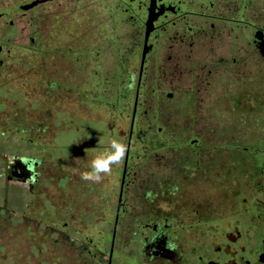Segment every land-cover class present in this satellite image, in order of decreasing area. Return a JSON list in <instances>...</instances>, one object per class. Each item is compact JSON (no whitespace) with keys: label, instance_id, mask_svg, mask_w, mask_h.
Listing matches in <instances>:
<instances>
[{"label":"flooded vegetation","instance_id":"1","mask_svg":"<svg viewBox=\"0 0 264 264\" xmlns=\"http://www.w3.org/2000/svg\"><path fill=\"white\" fill-rule=\"evenodd\" d=\"M257 67L263 78L264 0H0V69L8 84L5 107L25 114L14 120L7 116L10 123L5 125L3 147L18 152H0L4 212L17 216L7 204L12 192L23 193L18 186L27 195L39 194L41 154L46 149L63 148L66 154H56L63 158L77 150L108 148L41 145L44 111L73 112L71 124L62 127L68 131L76 130L74 111H131L126 136L115 128L116 139L126 137L128 152L118 171L114 213H109V205L102 207L100 221L106 230L101 239L92 241L86 235L88 223L83 219L78 226L64 222L53 227V234L80 248L74 254L85 264H264V154L259 156L262 188L248 187L244 180L242 191L229 181L221 199L219 187H214L213 165L212 170L197 166L191 173L182 158L180 168L173 167L165 181L152 180L159 176L150 173L152 165L163 159L158 153L182 144L143 140L138 124L139 111H162L145 106L156 101L157 83L177 85L178 91V85L188 82L197 95L219 87L222 98L231 100L230 111H235L236 96L241 88L246 93L255 76L252 68ZM173 96L168 93L167 100ZM191 105L178 111H192ZM49 119L52 131L54 116ZM189 144L194 148L198 141ZM12 155L17 157L14 163L9 160ZM19 157L39 162L31 165ZM224 174L228 180L234 176ZM140 175L148 181L144 185L152 186L144 196L167 197L168 209L149 200L139 203ZM188 179L198 183L188 184ZM193 185L198 195L188 200L186 187ZM247 191L250 197L243 196ZM86 215L91 216L90 209Z\"/></svg>","mask_w":264,"mask_h":264},{"label":"rangeland","instance_id":"2","mask_svg":"<svg viewBox=\"0 0 264 264\" xmlns=\"http://www.w3.org/2000/svg\"><path fill=\"white\" fill-rule=\"evenodd\" d=\"M258 68H252V74L255 76L248 85L246 93H243L242 88L238 92L241 94L236 96L235 111H230L231 100L222 98L223 95L219 87L212 89L211 86L208 91L197 95L195 86L188 82L178 85V91L175 90L177 85L174 87L167 83L155 85L156 101L153 103L154 105H151L153 101L150 100L149 105L145 104V106L159 108L162 111H139L138 124L139 129L143 131L141 139L147 141L156 138L168 142L169 145L177 143L182 145L178 148L169 146L166 150L158 153L160 156L163 155V159L160 165H152L150 173L159 174L152 180L165 181L163 179L168 172L173 171V167L180 168L182 162L179 160L185 158L182 160L183 164L191 173L197 171V166L206 165L210 169L212 165L217 167V170H214L216 173L214 187H219L221 199L225 195L223 191L229 181L232 188H241L242 191L245 188L244 180L248 187L262 188L263 177L260 173L262 161L259 156L264 154L262 152V150L264 151V68L263 78H259L257 73L260 69L257 71ZM18 70L15 75L20 77L21 74ZM5 75L4 69H0L1 153L18 152V150L3 147L2 144L7 140L4 136L7 134V123H10L7 116L10 115L14 120L25 115L24 112L16 109L7 111L4 102L8 85ZM15 91L20 93L19 89ZM168 93L174 94L172 101L167 100ZM59 102L61 106L67 105V101L59 100ZM191 103H193L192 111H178V109L185 108V104L188 107ZM131 105L132 100L129 108ZM111 112L74 111L76 130L68 131L62 127L67 128L71 124L69 116L73 112L53 111L50 113V111H44L46 130L44 129L42 140L38 143L50 145L54 142L60 147L67 144L109 147V141L111 138H116L118 129L126 136L131 113V111H124L121 113L122 115H119L116 111L112 112V114L114 113L112 115ZM52 116H54V127H52V131H49L51 127L48 126V122L51 121L49 118ZM89 120H91L90 123ZM125 136L120 141L126 144ZM9 138L14 140V137ZM191 140L198 141L197 147L189 146ZM74 142L76 143L74 144ZM135 150H140L139 144L136 145ZM46 151L48 152L41 154L44 159V167L39 194L37 196L27 195L24 189L18 186L17 188L23 193L21 194L17 189L16 194L12 192L9 196L7 208L15 210L18 217L11 216L3 210L2 188L4 181L3 169L0 164V264H85L83 259L74 254L81 251L80 248H74L71 244L63 241V236L53 234V227L59 228L64 222L78 226L79 219L87 220L86 235L92 241H99L102 232L106 230L100 221L103 214L102 207L109 205L108 208L111 209L109 213H114L120 182L118 171L120 172L122 168L123 160L113 166L109 174L103 175L100 183H94L83 180L81 176L82 173L89 170L90 160L103 151L102 149L92 150L97 152L86 151L85 153H80L77 150L74 155H66L63 158L62 156L58 158L56 155L58 153L66 154L63 148L60 150L59 148L56 150L46 149ZM225 172L234 173V176L229 175L228 180ZM231 177H233L232 180H230ZM157 178L159 179L156 180ZM247 181L252 182L247 183ZM138 182L136 194L139 195L140 204L148 203L149 200L151 204H156L164 210L168 209L167 197L154 194L144 196V193L152 187L144 185L145 182H148L147 179H144V175H140ZM191 182L192 184L198 183L197 180L188 179L187 183ZM194 185L186 187L185 195L188 200L196 199L198 195L197 187ZM250 194L251 192L247 191L243 193V196L250 197ZM88 206L91 216L86 215L89 210ZM70 207L74 212L71 210L70 213ZM18 213L24 214L29 221L25 222ZM35 221H39L38 223L40 225L42 223V225H38Z\"/></svg>","mask_w":264,"mask_h":264},{"label":"clouds","instance_id":"3","mask_svg":"<svg viewBox=\"0 0 264 264\" xmlns=\"http://www.w3.org/2000/svg\"><path fill=\"white\" fill-rule=\"evenodd\" d=\"M128 152V145L119 139L111 138L109 147L99 154L95 155L89 162V170L82 173L81 178L85 181L100 183L102 176L109 174L116 164L120 163ZM17 157L12 155L9 157L10 163H14ZM19 159L31 165L37 164L39 161L30 157H19Z\"/></svg>","mask_w":264,"mask_h":264},{"label":"water","instance_id":"4","mask_svg":"<svg viewBox=\"0 0 264 264\" xmlns=\"http://www.w3.org/2000/svg\"><path fill=\"white\" fill-rule=\"evenodd\" d=\"M145 52H146V51H143V57L145 56Z\"/></svg>","mask_w":264,"mask_h":264}]
</instances>
